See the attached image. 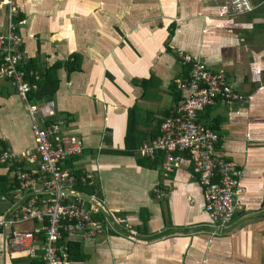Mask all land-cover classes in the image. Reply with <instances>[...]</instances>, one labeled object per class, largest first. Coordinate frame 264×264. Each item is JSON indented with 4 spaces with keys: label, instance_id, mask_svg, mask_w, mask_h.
Segmentation results:
<instances>
[{
    "label": "crops",
    "instance_id": "1",
    "mask_svg": "<svg viewBox=\"0 0 264 264\" xmlns=\"http://www.w3.org/2000/svg\"><path fill=\"white\" fill-rule=\"evenodd\" d=\"M41 1L33 12L18 0L29 58L40 55L44 67L72 51L82 55L81 71H59L53 98L67 132L85 143L67 167L93 171L102 209L129 223L96 236L69 235L70 264H264V0ZM180 48L225 70L248 96L198 111L221 134L217 150L241 168L243 192L226 225L215 224L203 208L193 154L184 153L186 162L165 175L161 159L140 161L117 151L125 148L129 119H136L137 137L158 133L175 96L169 83L185 72L176 59ZM135 79H150L148 87ZM30 132L25 101L0 81V138L21 151L33 144ZM156 185L166 187L161 198ZM23 256L0 254V264L1 257L13 264Z\"/></svg>",
    "mask_w": 264,
    "mask_h": 264
},
{
    "label": "built area",
    "instance_id": "2",
    "mask_svg": "<svg viewBox=\"0 0 264 264\" xmlns=\"http://www.w3.org/2000/svg\"><path fill=\"white\" fill-rule=\"evenodd\" d=\"M0 8L7 12L5 22L0 19V79L10 80L24 99L33 139L32 146L21 151L8 145L0 149V163H11L13 179L10 193L0 195V200L9 202L6 209L0 208V254L40 258L42 264H70L69 235L84 232L96 236L113 231L115 224L128 227L129 223L123 217L110 219L111 210L102 209L96 189L87 193L76 187L96 185L93 171L76 175L65 164L68 157L83 150L84 140L67 132V120L58 115L53 99L42 103L29 99V93L38 88L33 77L39 80L41 75L26 68L29 56L20 33L25 20H17L18 0H0ZM176 53L180 64H191L175 79L179 96L163 119L160 133L143 140L137 150L151 159L163 151L165 175L186 162L184 153L193 154L203 189V208L215 224L226 225L243 192L241 168L235 159L217 150L221 134L199 120L198 111L208 105L243 103L248 96L234 87L225 70H213L181 49ZM163 188L153 187L157 198L165 195ZM25 222L30 225L17 227Z\"/></svg>",
    "mask_w": 264,
    "mask_h": 264
},
{
    "label": "trees",
    "instance_id": "3",
    "mask_svg": "<svg viewBox=\"0 0 264 264\" xmlns=\"http://www.w3.org/2000/svg\"><path fill=\"white\" fill-rule=\"evenodd\" d=\"M18 6H19V3H18ZM24 19H25V15H24V13H22V10L20 8V14L17 17V20H24ZM174 27H175V25L173 23L168 26V30H169L168 34L169 35H171L173 33ZM22 47L24 48L23 45H22ZM175 54L177 55V53H175ZM81 59H82L81 53H79L77 51H72L66 56V58L58 59L52 65L47 64L44 67H41L40 55H34L33 58H28L27 63H26V68L27 69L33 68L36 71H38L39 74L41 75V78L39 80L35 79L33 77L32 81L35 83L37 82L38 88L29 93V95H28L29 99L33 102L42 103L44 101L55 98L56 93L59 90L60 82H61L59 71L61 69H64L66 71L67 76H69L72 72L81 71ZM176 59L178 60L177 56H176ZM184 65H183L184 71L186 72V69L191 64L187 63ZM177 76H179V75H177ZM177 76H174L172 78L171 82L169 83V86L171 85V88L175 93L173 101H175L177 99V97L179 96V92H180L179 88L175 82V79ZM0 81H5V82L8 81L11 84L10 80H8V79H0ZM149 81H150V79H143V80L135 79L134 80V82H137V84L138 83H142L143 85L145 84L144 85L145 87L146 86L148 87L147 84L149 83ZM11 86L13 87L12 84H11ZM13 89L15 90L14 87H13ZM15 92L18 94V92L16 90H15ZM56 109H57V107H56ZM57 112H58V110H57ZM169 113H170V110H169V112H167V115L165 117H167ZM133 119L134 118L129 119V121H128L127 131L125 134V148L124 149H117V151L121 152V153H133L139 157V160H140V158H142L143 160H147L149 162L154 161V160L156 162H158L159 161L158 159H161L163 161L165 158V153L163 151L158 152L157 156L154 159H151L147 156H143L138 152L137 149H138L139 145L141 144V142L143 140L147 139L148 137H145V136H138L137 137V133L135 130L136 119H134V120ZM163 119L160 122V126L158 128V133H156L154 136H156L160 133L161 123H162ZM211 126L214 127L212 124H211ZM0 141H3V140L0 138ZM7 145L8 144H6V142L3 141V147H7ZM77 155L68 157L65 161V164L66 165H69V164L72 165L71 160H72V158H74ZM0 165H1V167L6 169L5 174H0V195L9 194L11 191L12 182H13V179H12L10 172H9L10 169L12 168V165L9 162L0 163ZM74 171H75L76 175L83 172L82 170H76V169ZM157 186L164 187L161 185H157ZM76 187L78 188V190L83 191V192H87V193H90L93 189H96L97 194L99 196L100 190H99V184L97 182H96V185L94 187H87V186H83L81 184H78ZM165 188L166 187H164L163 189H165ZM154 194H155V192H154ZM6 202H8V201H6ZM99 217H101V216H99ZM68 244H69V247L71 250V245H70V243H68ZM13 264H42V260L40 258H30L29 256H23V257L14 258Z\"/></svg>",
    "mask_w": 264,
    "mask_h": 264
},
{
    "label": "rangeland",
    "instance_id": "4",
    "mask_svg": "<svg viewBox=\"0 0 264 264\" xmlns=\"http://www.w3.org/2000/svg\"><path fill=\"white\" fill-rule=\"evenodd\" d=\"M29 3H30V8L33 10V12L34 11H36V9L37 8H39L38 6L40 5V4H42V2L43 1H41V0H27ZM41 1V2H40ZM40 2V3H39ZM0 19L2 20V21H4V14L6 15L7 14V12H6V9L5 8H0ZM5 22V21H4ZM23 25H25V24H23ZM22 26V25H21ZM20 26V29H22V27ZM22 31V30H21ZM181 49V48H180ZM183 51V50H182ZM184 52H186V51H184ZM189 53V52H188ZM61 115H63V114H61ZM31 133V132H30ZM30 146V145H29ZM9 206V202H6V201H2V200H0V208L1 209H6L7 207ZM30 225V222H25V223H21V224H18L17 225V227L18 228H23V227H26V226H29ZM2 258V260H1V263L2 264H4L5 263V258L4 257H1Z\"/></svg>",
    "mask_w": 264,
    "mask_h": 264
},
{
    "label": "water",
    "instance_id": "5",
    "mask_svg": "<svg viewBox=\"0 0 264 264\" xmlns=\"http://www.w3.org/2000/svg\"><path fill=\"white\" fill-rule=\"evenodd\" d=\"M83 197H87V195H85L84 193H81Z\"/></svg>",
    "mask_w": 264,
    "mask_h": 264
}]
</instances>
